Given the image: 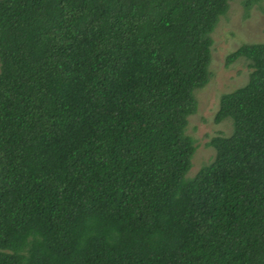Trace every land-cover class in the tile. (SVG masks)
Segmentation results:
<instances>
[{"label": "trees", "instance_id": "1", "mask_svg": "<svg viewBox=\"0 0 264 264\" xmlns=\"http://www.w3.org/2000/svg\"><path fill=\"white\" fill-rule=\"evenodd\" d=\"M231 1L0 0V264H264V41L186 176Z\"/></svg>", "mask_w": 264, "mask_h": 264}, {"label": "rangeland", "instance_id": "2", "mask_svg": "<svg viewBox=\"0 0 264 264\" xmlns=\"http://www.w3.org/2000/svg\"><path fill=\"white\" fill-rule=\"evenodd\" d=\"M244 0H232L226 14L222 15L212 33V59L209 82L197 89L195 95L198 106L188 117L186 132L194 139L195 152L192 165L186 176L192 177L209 163L215 149L208 142L217 134H230L232 123L226 119L216 122L214 117L219 107L220 96L243 85L251 68L245 58L226 64L227 55L244 42L264 41V1L251 5L248 9Z\"/></svg>", "mask_w": 264, "mask_h": 264}]
</instances>
